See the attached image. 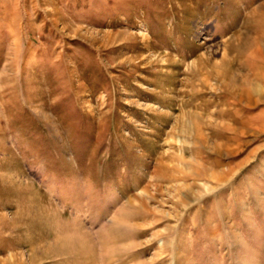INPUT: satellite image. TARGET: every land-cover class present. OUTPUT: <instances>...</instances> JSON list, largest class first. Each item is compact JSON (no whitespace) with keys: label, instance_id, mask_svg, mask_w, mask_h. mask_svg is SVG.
I'll return each instance as SVG.
<instances>
[{"label":"rangeland","instance_id":"1","mask_svg":"<svg viewBox=\"0 0 264 264\" xmlns=\"http://www.w3.org/2000/svg\"><path fill=\"white\" fill-rule=\"evenodd\" d=\"M0 264H264V0H0Z\"/></svg>","mask_w":264,"mask_h":264},{"label":"bare ground","instance_id":"2","mask_svg":"<svg viewBox=\"0 0 264 264\" xmlns=\"http://www.w3.org/2000/svg\"><path fill=\"white\" fill-rule=\"evenodd\" d=\"M263 5V4H262Z\"/></svg>","mask_w":264,"mask_h":264}]
</instances>
